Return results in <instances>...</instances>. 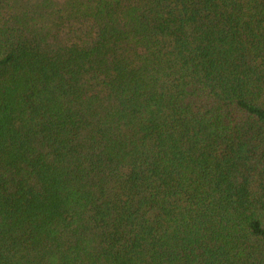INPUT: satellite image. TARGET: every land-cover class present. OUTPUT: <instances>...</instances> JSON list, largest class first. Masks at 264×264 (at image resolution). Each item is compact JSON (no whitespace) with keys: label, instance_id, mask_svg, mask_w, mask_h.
<instances>
[{"label":"trees","instance_id":"1","mask_svg":"<svg viewBox=\"0 0 264 264\" xmlns=\"http://www.w3.org/2000/svg\"><path fill=\"white\" fill-rule=\"evenodd\" d=\"M0 264H264V0H0Z\"/></svg>","mask_w":264,"mask_h":264}]
</instances>
